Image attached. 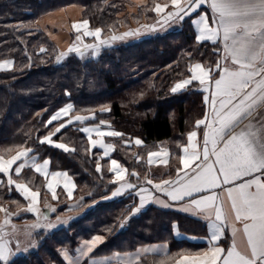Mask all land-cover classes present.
<instances>
[{
	"label": "trees",
	"instance_id": "1",
	"mask_svg": "<svg viewBox=\"0 0 264 264\" xmlns=\"http://www.w3.org/2000/svg\"><path fill=\"white\" fill-rule=\"evenodd\" d=\"M155 1L148 0L135 14H128L127 0H0V61L12 62L11 68L0 70V155L33 149L39 158L49 159L51 169L66 170L75 181V198L84 197V203L72 211L64 210V199L56 201L54 215L74 216L67 227L35 232L36 248L9 264H61V249L73 248L95 233L107 235L100 252L166 240L175 255L191 244L173 237L174 224L179 232L204 234V225L195 218L151 205L119 225L129 213L126 205L131 196L105 200L115 183L104 169L105 159L99 160L103 169L97 171L100 151L90 149L78 126L69 125L53 136L69 147L68 152L39 141L54 127V123L47 124L48 118L70 102L72 113L88 118L85 123L121 133L108 138L114 145L112 155L126 166L131 179H141L147 175L145 164L135 161L141 149L125 142L134 136L145 143L182 139L203 117L205 105L194 82L178 93L170 87L189 76V66L195 61L214 67L218 47L195 39L191 16L170 28L159 26L152 11ZM68 4L81 5L88 27L100 28L101 33L99 38L84 36L85 45L61 57L36 19ZM136 27L138 36L111 39ZM86 51L91 53L85 55ZM25 179L37 185L43 204L51 202L41 177L28 171ZM25 203L17 192L0 185V204L10 211L13 221L34 219L24 210Z\"/></svg>",
	"mask_w": 264,
	"mask_h": 264
},
{
	"label": "snow or ice",
	"instance_id": "2",
	"mask_svg": "<svg viewBox=\"0 0 264 264\" xmlns=\"http://www.w3.org/2000/svg\"><path fill=\"white\" fill-rule=\"evenodd\" d=\"M206 3L210 5L211 16L206 12H198ZM171 4L175 10L169 11L163 17L164 23L183 21L186 17L197 13L199 18L192 20V23L199 27L200 34L196 36V40L198 42L209 40L213 44L221 43L224 52L223 60L230 61V64L222 65L217 61L215 68L219 70V78L213 79L209 76L208 70L200 63H196L192 76L189 79L180 80L171 88V92L176 93L192 85L194 81H198L202 86L208 85L203 90L209 92L211 89V92L204 97V100L206 105L210 104L211 111L210 114L205 113L204 119H198L195 122L197 126H205L202 152L195 150L194 138L197 132L188 133L189 143L193 145L191 160L195 163L190 166V160L181 157L183 169H177V179L157 183L153 186V190L165 193L172 201L189 198V206L203 209L208 212L209 218L214 209L215 221L210 220V227L215 230L211 232L210 239L219 241L223 234L221 227L223 213L215 189L222 185H233L227 187L226 191L231 200V207L235 211V219L243 223V232L247 237L246 249L237 250L233 241L232 246L226 250L214 246L210 251L203 253V257H193V260L195 264H264V128L253 130L250 124H243L252 115L257 102H264V0H171ZM155 10L157 13L162 11L159 5ZM82 23L87 26L89 21L84 20ZM79 27L80 25H74V28L79 29ZM100 33L101 29L96 28L94 32H85V35H94L99 38ZM138 35H140L138 31H129L122 37L113 36L111 39ZM100 43L106 44L107 41H100ZM86 47L96 46L86 45ZM74 50L78 49H69L70 52ZM41 51L43 52L44 49ZM217 51L219 52L220 49ZM7 63V61L4 62V64ZM72 109V104L59 109L50 117L47 124L51 125L67 117ZM83 119L88 118L75 117L77 121ZM71 123H73L72 119L60 123L59 127L44 136L40 143H47L65 152L70 151L67 145L55 143L52 137L61 133ZM83 131L89 130L83 129ZM107 134L121 135L114 132ZM140 143L141 141L137 139L136 144ZM32 151L34 150L27 149L9 160L0 159V173H7L12 165L17 164ZM187 151L188 149L185 148V152ZM104 155H108L107 151ZM43 163L48 165L49 160L46 159ZM111 163L113 165L111 171L115 172L117 180L123 181L124 175L120 168L116 167L117 161L112 160ZM24 167V163H19L15 172L19 173ZM99 170L100 165L97 164V171ZM36 171H41L39 165L36 166ZM55 175L57 174L53 173V176ZM9 183L11 184L12 181ZM147 183L152 184V181L148 180ZM124 186L121 185V187ZM170 186L172 190L168 191ZM126 187L134 189L136 185L127 183ZM16 188L23 190L33 202L38 195L37 192H30L21 184H17ZM48 188H53L52 183L48 184ZM147 191L149 190H140L141 193ZM205 192L210 194L204 195ZM118 195H121L120 188L112 193V197ZM194 196L197 198H193ZM53 198H55L54 191ZM140 201V208H142L146 202L159 201V197L153 196L151 200L146 201L145 196L140 195ZM159 202L164 207L169 206L163 201ZM140 208L134 209L133 214ZM27 210L37 211L34 205H29ZM0 211L6 210L0 209ZM52 211L55 212V209ZM58 222H60L59 218ZM54 227L56 225L53 223L47 224L49 229ZM233 235H235V229ZM93 240L99 243L103 241V237L96 236ZM21 250L27 249H21L17 244L16 249L13 250L11 242L4 239L0 230V262L9 264L11 257ZM88 251L91 252L92 247H89ZM65 255L67 256L66 253Z\"/></svg>",
	"mask_w": 264,
	"mask_h": 264
},
{
	"label": "crops",
	"instance_id": "3",
	"mask_svg": "<svg viewBox=\"0 0 264 264\" xmlns=\"http://www.w3.org/2000/svg\"><path fill=\"white\" fill-rule=\"evenodd\" d=\"M147 3L148 0H127L125 12H127L128 14H135L138 6H145ZM157 5H159L162 9V11L159 13H157L155 10ZM174 10L175 9L171 4V0H158L155 1L152 11L158 18V25L166 29L172 27L174 23L165 24L163 17L166 16L169 11ZM82 11L83 7L81 5L68 4L66 6L57 7L51 11L45 12L39 15L36 19L37 26L49 37V39L53 43H55L59 50V53L63 54L61 55V57L65 56L66 52H68L70 48H76V42L74 40H76L78 36L84 35L85 37H96L94 35H85V32H94L95 30H91L88 25H83L82 22L84 21V19L82 18ZM198 12H206L209 14V16H211L210 5L208 3L202 5ZM198 18L199 17L197 13H193L190 17L192 28L195 34V39L196 36L200 33L199 27L196 24H193L192 20ZM176 22L178 23V21ZM74 25H80L79 29L74 28ZM136 31H138V27H136ZM115 37L117 36L115 35ZM201 42H209L213 44L209 40ZM215 45L218 47V49H220L218 61L222 65L226 63L230 64V61L223 60L224 52L222 50V44L218 42ZM5 61H7L8 63L4 64ZM196 63H200L206 70H208L209 76L213 79L219 78V70L215 68V65L211 68L210 66L205 65L201 61H195L190 64L189 76L184 79H189L192 76V71ZM0 65H3L2 67H0V70H6L11 68L12 62L10 60H2L0 61ZM214 71H216V73ZM179 81L180 80L175 81L171 85L170 91L171 88L174 87L175 84ZM193 86L202 94V99L205 105V112L203 117L200 119H204L205 113L208 112L210 114L211 111L210 104L206 105L204 100V97L206 95H210L211 89L209 90V92H205L203 89L205 87H208V85L202 86L199 84L198 81H194ZM68 104L71 103L68 102L64 104L62 107L58 108L53 114H55L59 109L66 107ZM72 110L69 112L67 117H63L60 121L53 122V129L44 136H47L49 135V133L54 132L55 128L59 127L60 123L66 122L68 119H72L73 123H71L70 125H77L78 128L84 133L87 138L90 149L97 148L100 151L97 162V164L100 165L99 171L103 169V165L100 163L99 160L105 159L106 161L104 162V169L110 174L112 182L115 183V188L113 192L116 191L117 188H120L121 191V195H118L116 197H112V192L111 195H109L105 200H113L126 195L131 196L130 201L126 205V207L129 208V213L120 221L119 225H121L131 215H133L134 209L140 208V195H144L146 201L151 200L153 196H156L159 197V201H163L169 206L164 207L163 204L159 201L146 202L144 206L140 208V210L144 209L148 205H151L156 208L177 211L179 213L185 214L186 216L198 220L200 224L204 225L205 232L202 235H191L182 233L177 230L176 224H174L172 228L173 237H175V239L177 240H183L184 242L191 244L190 248L187 247V250H183L182 252L176 255L173 253L169 242L166 240L141 243L128 249H113L107 252H100L98 248L105 242V240L107 239V235L95 233L88 238H83L79 240L73 248L61 249L59 251V256L62 261L61 264H195L193 257H203V253L210 251V249L214 246H219L226 250L227 248L232 246L233 241H235L237 250L244 251L246 249L247 237L243 232V223L235 219V211L231 207V200L229 199L228 193L226 191L227 187H232L233 185H222L221 187L215 189V194L218 197V203L223 213V224L221 225V227L223 228V234L219 241H212L210 239L211 232L215 230L214 228L210 227V220L215 221L214 209L211 217L209 218L208 212L204 211L203 209L197 208L196 206H189V198H185L184 200L172 201L165 193L160 192L158 190H153V186L157 183H161L162 181H174L177 179V169H183L181 157L189 159L190 166L195 163L191 160L193 145L189 143L188 133L191 131L197 132V136L194 138L196 144L195 150L202 152L203 132L205 130V126H197L196 123H194V126L185 132L183 138L178 140L171 138L166 140L154 141L151 143H145L141 138L137 136L128 139L125 142L127 145H133L134 147L141 149V151L135 157V161L143 162L147 168V175L145 177L141 179H131L129 177V171L126 166L119 159L112 155L114 145L113 142L108 139L109 137L119 135L110 136L107 133L120 132L113 130L112 128H102L97 125L85 123V119L77 121L75 120L76 116H84L72 113ZM50 117L48 118V120L50 119ZM243 124H250L253 130H259L261 128H264V102H257L252 115L248 117V119H246ZM83 129H88L89 131L85 132L83 131ZM100 133L104 134L101 135ZM43 137H41L40 140ZM137 139L141 141L139 145L136 144ZM53 141L55 143H61L59 141ZM109 145L111 147H109ZM173 148L174 150H172ZM185 148L188 149L187 152H185ZM25 150L27 149H20L10 156L0 155V159L9 160L13 156L17 155L19 152H23ZM105 151H107L108 153L107 156L104 155ZM46 159L49 160L48 158H39L38 154L30 152L28 156L23 157L21 161H19L17 164L12 165L7 173H0V185H4L7 188L8 192H17L26 201L24 210L35 216L34 219L28 221L31 222L29 226L30 232H37L42 229H48V223L55 224L56 228L60 227L65 223V221L69 222L70 219L74 217H70L68 215L53 214L54 212L52 210H56V201L58 202L60 198V200L64 199V202L66 203V208L64 209L65 211H72L73 209L80 207L84 203L83 196L75 198L76 185L73 177L66 170L51 169L50 161L48 165H44L43 161ZM112 160L117 161L116 167H119L122 171L124 175L123 181L117 180L115 172L111 171V169L113 168V165L111 163ZM19 163H24L25 167L22 168L19 173H16L15 168L18 167ZM37 165L40 166V172L36 171ZM28 171H31L33 174H36L42 178L43 186L51 199L50 203L44 202L43 204V202L41 201V194L37 185L30 184V182L25 179V172L27 173ZM53 173H56L57 175L53 176ZM148 180H151L152 184H148ZM9 181H12V183L10 184ZM49 183H52V189L48 188ZM127 183L134 184L136 185V187L134 189H129L126 187ZM17 184L24 185L30 192H37L38 195L35 198V201L33 202L32 198L30 196H27L23 192V190H18L16 188ZM65 185H67V187H65ZM121 185L125 186L121 187ZM141 189H147L149 191L141 193ZM171 190L172 186L168 188V191ZM53 191L55 192V198H53ZM69 193H71V195H69ZM203 194L208 195L210 193L205 192ZM193 198L197 197L194 196ZM29 205H34L37 211H28L27 209ZM58 218L60 222H58ZM12 220L13 219L9 214V218H4L1 222L2 227H0V230H2L4 239L11 242L13 250L16 249L17 244H19V247L21 249H27L26 251H17L18 253L29 251L32 243L30 242L28 244V242L26 241V243L21 244L16 240V238L18 236H21L23 232H20L17 229V225L11 226V224H13ZM22 221L27 220L21 219L17 222ZM34 225L40 226L33 227ZM234 229L235 235H233ZM10 231H12L11 233H13V235L9 233ZM30 235L32 236L33 233H29V236ZM96 236L103 237V241L99 243L95 242L93 238ZM89 247H92L91 252L88 251ZM65 253L67 254V256L65 255ZM185 257H187V259H185Z\"/></svg>",
	"mask_w": 264,
	"mask_h": 264
},
{
	"label": "rangeland",
	"instance_id": "4",
	"mask_svg": "<svg viewBox=\"0 0 264 264\" xmlns=\"http://www.w3.org/2000/svg\"><path fill=\"white\" fill-rule=\"evenodd\" d=\"M158 1V0H157ZM160 1H162V0H160ZM114 35H111V37H113ZM79 37V39H76V40H74L75 42H76V46H79V45H85L84 43H83V39H84V35H81V36H78ZM82 41V42H81ZM86 43V42H85ZM87 43H89V41L87 42ZM93 52V51H92ZM95 52V51H94ZM89 53H91V52H89L88 51V53H87V51H86V54L85 55H87V54H89ZM96 53V52H95ZM59 203H57V205H58ZM61 204V203H60ZM0 209H4V210H6V211H0V227H2L1 225V222L3 221V219L4 218H9V210L7 211V209H5L4 208V206L2 205V204H0ZM61 214H64V213H61ZM65 219H68V218H65ZM12 222H13V224H11V226H15V225H17L16 227H17V229L20 231V232H23L22 233V235L21 236H18L17 238H16V240L19 242V243H21V244H23V243H26V241L28 242V244L31 242L32 244H31V248H30V250H32V249H34V248H36V246H37V244H36V242H35V240H34V238H33V236H29V233L30 234H34L35 232H30L29 231V226H30V223L31 222H28V221H22V222H17V221H13L12 220ZM64 223V222H63ZM67 225H68V222H66L65 221V223L62 225V226H64V227H67ZM4 226V225H3ZM6 227V226H5ZM8 227V226H7ZM54 228H56V227H54ZM54 228H51V229H42V231L44 232V233H49L50 231H52ZM7 231V230H6ZM13 231V230H12ZM12 231H10L9 233H11ZM12 235H13V233H11ZM28 253V251L27 252H17L14 256H12L11 257V259L10 260H12L13 258H15L16 256H19V255H25V254H27Z\"/></svg>",
	"mask_w": 264,
	"mask_h": 264
}]
</instances>
